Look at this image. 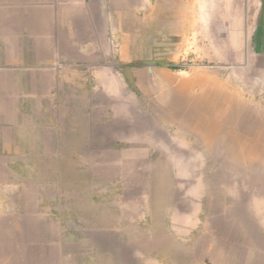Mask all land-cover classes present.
<instances>
[{
  "label": "crops",
  "instance_id": "obj_1",
  "mask_svg": "<svg viewBox=\"0 0 264 264\" xmlns=\"http://www.w3.org/2000/svg\"><path fill=\"white\" fill-rule=\"evenodd\" d=\"M254 4L250 26L217 27L157 0H0V183L24 237L30 225L44 237L49 221L54 237L87 236L94 198L103 206L110 188L116 239L151 220L146 178L163 144L137 119L138 97L178 94L182 69L217 61V46L223 60L244 41L263 55L264 0Z\"/></svg>",
  "mask_w": 264,
  "mask_h": 264
},
{
  "label": "rangeland",
  "instance_id": "obj_2",
  "mask_svg": "<svg viewBox=\"0 0 264 264\" xmlns=\"http://www.w3.org/2000/svg\"><path fill=\"white\" fill-rule=\"evenodd\" d=\"M157 1L195 7L201 22L217 27L250 26L255 5ZM250 42L233 46L232 60L221 59L228 48L217 46V61L189 63L176 80L178 94L138 97L146 109L137 119L153 122L163 144L146 178L153 187L150 221L116 239V189L110 188L103 206L94 198L87 236L54 237L59 226L49 221L44 237H36V225L24 237L20 208L5 205L0 183V264H264V54ZM187 50L195 55L193 45ZM197 73L206 75L200 83Z\"/></svg>",
  "mask_w": 264,
  "mask_h": 264
},
{
  "label": "bare ground",
  "instance_id": "obj_3",
  "mask_svg": "<svg viewBox=\"0 0 264 264\" xmlns=\"http://www.w3.org/2000/svg\"><path fill=\"white\" fill-rule=\"evenodd\" d=\"M195 104H197V101L195 102Z\"/></svg>",
  "mask_w": 264,
  "mask_h": 264
}]
</instances>
